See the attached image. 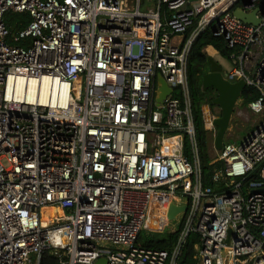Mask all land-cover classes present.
I'll return each instance as SVG.
<instances>
[{
    "label": "built area",
    "instance_id": "built-area-1",
    "mask_svg": "<svg viewBox=\"0 0 264 264\" xmlns=\"http://www.w3.org/2000/svg\"><path fill=\"white\" fill-rule=\"evenodd\" d=\"M151 2L0 0V264H176L189 236L196 264H264V120L224 143L205 189L188 79L213 26L232 51L224 77L255 90L247 108L264 116V0ZM7 14L31 21L12 32ZM158 76L172 89L160 106ZM158 195L188 207L171 252L136 246ZM46 208L63 219L47 227Z\"/></svg>",
    "mask_w": 264,
    "mask_h": 264
},
{
    "label": "trees",
    "instance_id": "trees-1",
    "mask_svg": "<svg viewBox=\"0 0 264 264\" xmlns=\"http://www.w3.org/2000/svg\"><path fill=\"white\" fill-rule=\"evenodd\" d=\"M163 10H166V5L163 6ZM30 16L28 14H7L5 16V22L12 32H16L26 27L30 23ZM198 22L191 27L188 32V37L197 28ZM213 26L207 28L204 32L199 34L192 44L191 51L188 58V79L192 99V114L194 121V128L196 134V144L199 151V158L201 162L202 180L205 189H211L212 181L211 176L214 173L215 168L210 165L211 159L209 157L208 147V135L209 132L205 128L203 106L210 103V98L203 91L202 81L203 77L209 72L210 64L208 62V55L205 50L212 48L221 57L230 62L232 51L228 49L226 41L222 37H216L213 34ZM258 98V94L255 90L247 88L242 97V103L244 106H248L249 103ZM186 156L191 160V145L187 140L186 144ZM186 203L189 204V199H186ZM182 219L177 231L168 233L164 236H160L164 224L155 233H147L145 228L141 230L136 241V246L144 249H154L161 251L171 252L178 242L179 236L184 228L186 214H181ZM157 233V234H156ZM196 238L189 236L185 244L182 247L180 256L176 264H196L194 246ZM41 264H58L57 259L49 254H46L42 258Z\"/></svg>",
    "mask_w": 264,
    "mask_h": 264
},
{
    "label": "water",
    "instance_id": "water-1",
    "mask_svg": "<svg viewBox=\"0 0 264 264\" xmlns=\"http://www.w3.org/2000/svg\"><path fill=\"white\" fill-rule=\"evenodd\" d=\"M198 0H192V2H197ZM257 10L251 14L245 13L241 9H236L233 12L234 17L247 23L258 25L259 20L257 19ZM208 62L210 64V71L203 77L202 88L206 92L213 89L217 96L210 101V106L219 107L221 110V116L217 118L214 122L216 128L218 129L217 135L215 137V147L217 151H221L224 145V138L226 132L229 129L231 118L236 109V105L243 97L244 92L247 89V84L244 80L236 83L229 82L223 76V68L219 63H217L212 57H208ZM158 89L156 92L155 101L157 106H160L167 95H169L172 89L167 85L166 81L162 76H158ZM157 197L168 198L167 202L161 207L160 211L157 212L156 222H171L174 221L179 215L186 213L188 211L187 206L176 205L171 197L166 195H158ZM96 264H108L106 259L99 260Z\"/></svg>",
    "mask_w": 264,
    "mask_h": 264
},
{
    "label": "rangeland",
    "instance_id": "rangeland-1",
    "mask_svg": "<svg viewBox=\"0 0 264 264\" xmlns=\"http://www.w3.org/2000/svg\"><path fill=\"white\" fill-rule=\"evenodd\" d=\"M144 3V0H143ZM154 6V1L151 2V6ZM145 9V6L143 5V10ZM206 54L209 57H212L217 63L221 65L223 68V76H227V74L232 70V66L228 60L221 57L219 54L216 53L212 48H207L205 50ZM210 71V68H209ZM208 111L209 109L206 108ZM213 115L220 116V110L219 107L214 106L212 111H210ZM264 120V117L262 114H253L247 106H244L242 103V98L239 99L236 109L234 111V114L231 118V123L229 126L228 131L226 132L224 143H234L241 145L244 140L252 134L255 129L259 128V126L262 124ZM209 143V157L210 159H214V156L216 155V150L214 148V142L213 139L209 137L208 140ZM186 201L183 202L185 204ZM175 204H179L176 201H174ZM63 214V213H62ZM182 219V216L179 215L174 221L171 222H165L163 223L165 226L163 227L162 231H160V236H164L168 233H172L174 231H177L180 225V221ZM163 224L157 225L155 221L150 216L149 219L146 222L145 225V231L147 233H155L159 228L162 227ZM157 234V233H156Z\"/></svg>",
    "mask_w": 264,
    "mask_h": 264
},
{
    "label": "bare ground",
    "instance_id": "bare-ground-1",
    "mask_svg": "<svg viewBox=\"0 0 264 264\" xmlns=\"http://www.w3.org/2000/svg\"><path fill=\"white\" fill-rule=\"evenodd\" d=\"M167 200L169 199L165 197H155L152 203L151 209L149 211L147 220L151 216L157 225L165 223L163 221L161 223H158L156 222L155 218H156L157 212L160 211L161 207L167 202ZM42 215H43V222L47 227L54 223V218L58 220L63 219L62 210L59 208H46L42 211Z\"/></svg>",
    "mask_w": 264,
    "mask_h": 264
},
{
    "label": "crops",
    "instance_id": "crops-1",
    "mask_svg": "<svg viewBox=\"0 0 264 264\" xmlns=\"http://www.w3.org/2000/svg\"><path fill=\"white\" fill-rule=\"evenodd\" d=\"M153 1H154V0H153ZM164 12H165V10H163V8H162V13L164 14ZM179 40H180V39H177L176 41H179ZM209 106H210L209 104H208V105H204V106H203V111H206V108L209 109V111H212V110L209 108ZM220 116H221V111H220ZM220 116L216 115L217 118H219ZM263 117H264V116H263ZM257 129H258V128H257ZM217 130H218V129H217ZM255 130H256V129H255ZM208 132H209V131H208ZM250 135H251V134H250ZM209 137L213 139V142H214V145H213V146H214V148H215V150H216V147H215V139L213 138L212 132H209L208 140H209ZM208 145H209V143H208ZM208 147H209V146H208ZM217 152H219V151L216 150V155H217ZM216 155H215L214 157H216Z\"/></svg>",
    "mask_w": 264,
    "mask_h": 264
},
{
    "label": "flooded vegetation",
    "instance_id": "flooded-vegetation-1",
    "mask_svg": "<svg viewBox=\"0 0 264 264\" xmlns=\"http://www.w3.org/2000/svg\"><path fill=\"white\" fill-rule=\"evenodd\" d=\"M206 95L208 96V98H210V101H212L217 96V93L213 89H210V90L206 91ZM213 107L214 106H209V108L211 110L213 109ZM219 110H220V108H219Z\"/></svg>",
    "mask_w": 264,
    "mask_h": 264
}]
</instances>
